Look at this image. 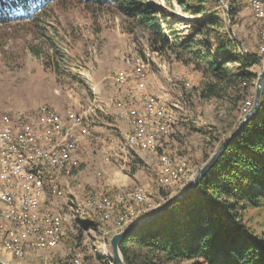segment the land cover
Returning a JSON list of instances; mask_svg holds the SVG:
<instances>
[{
  "label": "rangeland",
  "instance_id": "374dc122",
  "mask_svg": "<svg viewBox=\"0 0 264 264\" xmlns=\"http://www.w3.org/2000/svg\"><path fill=\"white\" fill-rule=\"evenodd\" d=\"M149 1L164 14L168 24L178 30L180 36L191 34L205 16L184 9L179 0ZM182 1L189 6L200 0ZM207 6L210 12L217 11L223 22L218 27L220 31L212 29L209 36L213 50L218 48V33L228 45V51L223 54L233 51L237 57L248 59L252 58L246 54L256 53L258 56L249 66L254 74L252 79L235 77L222 97L208 99L200 97L198 92L205 81L202 71L175 59L173 53L160 54L151 50L147 31L143 27L129 31L127 17L115 9L100 11L79 2L63 6L55 4L36 23L29 19L0 23V123L12 124L18 116L34 114L43 105L55 104L58 108L73 107L75 110L81 105L92 130H86L92 148L87 156L88 162L83 163L70 185L82 190V170L87 166L97 179L104 176L105 171L103 180L123 183L121 188L88 186L80 192L68 188L60 192V177L59 190L48 196L46 205L57 217V226L66 234L57 241L47 240L45 245L25 246L23 256L0 247V264H113L111 254L101 253L100 248L106 246L111 252L110 238L123 228H117L115 213L110 218L87 220L93 221L94 225L87 223L84 226L80 221L86 219H81L76 211L84 198L96 193L116 197L145 189L146 197L141 202L132 195L126 200L125 208L134 212L133 218L136 219L175 193L237 127L252 106L258 74L264 67V0L259 15L251 0H208ZM239 60L229 62L233 74L239 71L242 64ZM139 78L145 80L144 90L149 92L143 94L141 105L137 96L130 92L135 91L138 95L139 87L134 79ZM159 82L169 91L163 93L165 98L152 89V85ZM151 97L157 100L155 112L149 108ZM122 102H125L123 106ZM113 103L117 106L110 113ZM81 118L82 121L75 119L65 125V130L78 141V145L75 130L82 124ZM124 122L129 127L127 146L154 152L157 157L144 153L146 162L135 153L133 160L120 167L123 160L120 156H114L120 162H103L101 152L96 155L102 146L116 139L122 140L120 132L124 130ZM171 132L174 136L171 148L175 153L164 146ZM163 157L169 158L170 162L165 164ZM177 165H183V174L174 180L172 174ZM75 167L71 172L64 171L71 175ZM55 199L59 209L49 205ZM119 205L118 209H121L122 204ZM241 212L256 233L264 234V200L258 204H243ZM26 236L27 240L33 237ZM39 250L44 251L36 260H25L27 255ZM147 250L136 248L138 264H206L202 259L167 261L164 256L147 253Z\"/></svg>",
  "mask_w": 264,
  "mask_h": 264
},
{
  "label": "trees",
  "instance_id": "16d2710c",
  "mask_svg": "<svg viewBox=\"0 0 264 264\" xmlns=\"http://www.w3.org/2000/svg\"><path fill=\"white\" fill-rule=\"evenodd\" d=\"M208 0L184 9L205 14L191 34L180 36L167 18L149 0H0V23L29 19L33 23L51 10L52 5L79 2L90 9H115L128 19L129 31H147L148 45L160 54L202 71L205 81L198 88L200 97H222L235 77L252 79L249 70L258 57L239 58L217 33L218 48L213 50L209 36L223 24L217 11H209ZM233 13V11H232ZM169 30V31H168ZM241 61H240V60ZM239 60V71L231 72L230 61ZM234 127L231 131H233ZM264 200V87L261 104L239 136L229 144L217 163L185 197L173 202L157 218L131 232L120 248L128 264H138L136 248L164 256L167 261L202 259L206 264H264V234L256 233L243 219V204ZM84 226L93 221L81 220ZM150 264V263H146Z\"/></svg>",
  "mask_w": 264,
  "mask_h": 264
},
{
  "label": "bare ground",
  "instance_id": "6f19581e",
  "mask_svg": "<svg viewBox=\"0 0 264 264\" xmlns=\"http://www.w3.org/2000/svg\"><path fill=\"white\" fill-rule=\"evenodd\" d=\"M251 2L255 12L261 14L262 0ZM156 105L157 100L151 97V112L157 110ZM0 128L7 130L12 137H18V146H0V247L23 256L25 246L45 245L47 240L57 241L66 234L57 226V217L46 203L48 196L59 190V170L71 172L77 166L73 157L79 145L65 130L57 110L49 105L41 106L34 114L18 116L12 124L0 123ZM131 137L134 139L135 134ZM162 160L165 164L170 162L167 157ZM182 168L183 165H177L172 179L180 178ZM91 195L86 196L76 208L79 217L105 219L115 213L117 228H124L135 219L134 212L130 213L125 208L126 200L132 195L141 202L146 197V190L116 197L105 193ZM119 204H122L121 209H118ZM26 235L33 237L27 240ZM100 252L111 254L106 246H102Z\"/></svg>",
  "mask_w": 264,
  "mask_h": 264
},
{
  "label": "crops",
  "instance_id": "0c3cea01",
  "mask_svg": "<svg viewBox=\"0 0 264 264\" xmlns=\"http://www.w3.org/2000/svg\"><path fill=\"white\" fill-rule=\"evenodd\" d=\"M134 80H135V82H137V86L139 87V93L137 95L135 93V91H131L130 90V92H132L134 95L137 96V99L140 101V105H141L142 104L141 100H142L143 94L144 93L146 94V93H149V92L144 90V83H145L144 79H142V78L140 79L139 78V79H134ZM153 88H155L157 91H159L160 97L163 96V93L164 94H168L169 93V91L166 90V88H165V86H164V84L162 82H159V83H156V84L152 85V89ZM95 93H97V91ZM96 97H98V95H96ZM166 100H167V98H166ZM122 103H123L122 104V106H123L125 104V102H122ZM47 104H49V103H47ZM49 105L54 106L55 104H49ZM80 106L81 105L76 106V110L73 107H70V108L60 107V108H58V107H56V105L54 106L61 113L64 125H69L71 123V121L72 120L74 121L75 119L78 120V121L79 120L82 121L81 116L83 117L82 124H80L75 130L76 136L79 139V148H78V150L76 151V153L74 155V158H75L74 160L76 161L77 166L74 168L73 174H71V175H68L64 170H61V185H60L61 186L60 187L61 191L60 192H62L63 189L67 190V188H68L69 191H74L75 192V190H76L77 192H80L81 189L72 188V186L70 184H71L72 180L76 176H78V172L81 171L83 163L86 164L88 162L89 158L87 156L89 155V152L91 151V148H92L91 144L89 143V141H88V139L86 137L87 135H89V134H87L86 130H90L91 132H92V130H91L90 125L86 121L85 113L83 112V110L81 108L82 106L81 107ZM113 106L109 110L110 113H112L113 109H115L117 105L115 103H113ZM77 110H81L82 112H78ZM74 115H75V118L73 119ZM77 115H81V116L79 117ZM121 122H123V121H121ZM124 125L125 126L122 125V128L124 130H122L120 132V133H122V140L116 139V137L113 136V138L116 139V140H113L112 143L107 144V146H105V147L102 146L101 147V151L100 150L97 151L96 155L101 152L103 160H104L103 162H108L110 160H117L118 162H120V160L118 158L114 157V156L118 155V156H120L123 159L120 162V167H124L123 164L129 163L127 161H130V160L134 159L135 153H138L140 155V157L142 159H144V161H146V162H148V160H147V158H145L144 153L145 154H154L157 157V154L154 153V152H148V151H143V150H140V149L129 148L127 146V135H128V132H129V127L125 124V122H124ZM171 131L173 132L174 130L171 129ZM172 132L166 137V139H165L166 142L164 144L165 149H168L169 152H171V153L174 152V150L171 148V142L174 139V136H173ZM80 145H81V147H80ZM105 151H107L106 152L107 155L105 154ZM111 153H112V155H111ZM87 168H88V166L82 170V171H84V175H82L83 182L80 185V187L83 186L82 190L85 187H88V186L89 187H91V186L92 187H99V188H104V186H107L108 189L109 188H121L122 187V184H123L122 182H113L112 180H103L104 176H105V173H106L105 171H103L104 176H99L98 179H97V178H95L92 175V173L89 172V170H87ZM98 173L100 174V172H98ZM56 200L57 199L54 200V203H52L53 201L52 202L50 201L49 205L50 206H54L56 209H59V206L56 204ZM42 251H44V250H39L37 252L30 253L29 255L26 256L25 260H27V261L34 260V259L36 260L37 255L40 254ZM30 264H34V263H30Z\"/></svg>",
  "mask_w": 264,
  "mask_h": 264
},
{
  "label": "water",
  "instance_id": "95a60500",
  "mask_svg": "<svg viewBox=\"0 0 264 264\" xmlns=\"http://www.w3.org/2000/svg\"><path fill=\"white\" fill-rule=\"evenodd\" d=\"M240 44L244 47L242 41ZM264 86V67L258 74L254 99L251 108L244 114L237 127L228 134V136L221 142L212 155L205 161L199 170L187 181H184L176 190L175 193L164 199L159 205L141 213L135 220L130 222L121 231L115 232L110 238L111 245V259L113 264H127L120 248V243L131 232L137 228L147 224L148 222L157 218L164 210H166L173 202L185 198L207 175L209 170L217 163L222 153L226 150L231 142H233L239 134L243 131L246 124L256 114L261 104L262 92ZM8 264H12L9 262Z\"/></svg>",
  "mask_w": 264,
  "mask_h": 264
},
{
  "label": "built area",
  "instance_id": "2783aa9c",
  "mask_svg": "<svg viewBox=\"0 0 264 264\" xmlns=\"http://www.w3.org/2000/svg\"><path fill=\"white\" fill-rule=\"evenodd\" d=\"M46 110H51V108H46ZM1 145L18 146V137H12L7 133V130H3V128H0V146ZM18 171H23V170H18ZM74 263L78 264L77 262Z\"/></svg>",
  "mask_w": 264,
  "mask_h": 264
}]
</instances>
